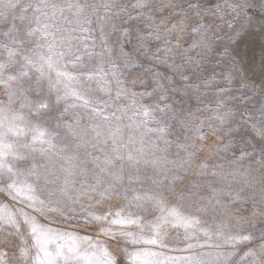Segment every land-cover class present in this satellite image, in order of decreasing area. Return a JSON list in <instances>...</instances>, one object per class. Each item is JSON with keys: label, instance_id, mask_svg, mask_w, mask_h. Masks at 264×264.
Segmentation results:
<instances>
[{"label": "snow or ice", "instance_id": "obj_1", "mask_svg": "<svg viewBox=\"0 0 264 264\" xmlns=\"http://www.w3.org/2000/svg\"><path fill=\"white\" fill-rule=\"evenodd\" d=\"M0 236V264H264V0H0Z\"/></svg>", "mask_w": 264, "mask_h": 264}, {"label": "rangeland", "instance_id": "obj_2", "mask_svg": "<svg viewBox=\"0 0 264 264\" xmlns=\"http://www.w3.org/2000/svg\"><path fill=\"white\" fill-rule=\"evenodd\" d=\"M137 75H142V73H137ZM129 82H130V81H129ZM137 88H139V85H137ZM208 95H209V97H210V96H211V93H209ZM192 103L195 104L196 101L193 100ZM208 135H210V133H209ZM3 239H4V237H3V236H0V240H3Z\"/></svg>", "mask_w": 264, "mask_h": 264}]
</instances>
